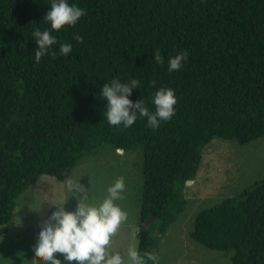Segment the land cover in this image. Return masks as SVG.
Segmentation results:
<instances>
[{"label": "trees", "instance_id": "1", "mask_svg": "<svg viewBox=\"0 0 264 264\" xmlns=\"http://www.w3.org/2000/svg\"><path fill=\"white\" fill-rule=\"evenodd\" d=\"M50 3L0 0V234L20 193L42 175L64 180L106 144L142 147L140 226L155 218L138 232V250L157 255L156 231L166 233L186 209L184 188L204 147L216 137L246 144L264 135V0H79L87 11L50 29L56 55L37 62L31 34L50 28ZM69 39L72 48L61 53L59 42ZM182 50V67L168 71ZM113 77L138 79L129 98L153 111L154 92L173 88L175 114L157 128L140 116L127 128L109 124L100 88ZM190 237L233 250L230 264H264V177L201 209Z\"/></svg>", "mask_w": 264, "mask_h": 264}, {"label": "rangeland", "instance_id": "2", "mask_svg": "<svg viewBox=\"0 0 264 264\" xmlns=\"http://www.w3.org/2000/svg\"><path fill=\"white\" fill-rule=\"evenodd\" d=\"M142 163V147L121 152L106 144L97 152L84 156L64 180L42 175L16 200L8 230L0 234V264H37V260L42 264V257L34 249L40 226L59 206L74 210L77 204L76 197L68 189V180L89 187V202H97L107 194V187L123 176L126 188L117 203L127 211L128 217L112 236L110 248L124 255L130 246L138 247ZM263 177L264 135L246 144L218 137L212 139L203 149L197 176L192 182H186V209L166 233L156 231L158 264H230L233 250H212L191 239L196 215L201 209L214 206L225 198L238 196ZM18 220L19 224L16 223ZM54 255L63 261L62 253Z\"/></svg>", "mask_w": 264, "mask_h": 264}, {"label": "clouds", "instance_id": "3", "mask_svg": "<svg viewBox=\"0 0 264 264\" xmlns=\"http://www.w3.org/2000/svg\"><path fill=\"white\" fill-rule=\"evenodd\" d=\"M87 11L86 6L79 0H51L50 8L43 17L49 27L41 30L39 27L32 32V37L38 45L35 48V59L40 61L45 54L56 55L52 46L57 43V37L51 30H59L66 23L75 24L77 19ZM51 29V30H50ZM77 40L83 39L82 32H75ZM73 46L72 40H61L59 51L67 53ZM157 63H163V57L157 50L153 53ZM188 57V52L182 50L168 59V71L178 70L183 61ZM138 79L122 82L113 77L110 82H105L100 88V94L106 98V111L103 116L111 125L125 128L133 125L138 116L146 117L147 124L152 128L160 126L162 121H167L175 114L174 105L177 103L175 90L171 87L158 88L151 97L155 110L146 106L144 99L133 101L129 97L133 89L139 88ZM123 151L122 149L120 150ZM69 191L77 199L74 210H66L59 206L50 213L39 228L37 240L34 245L35 252L47 264H158V256L152 252L141 254L136 245L128 248L126 254L110 248L111 238L118 231L122 222L127 220L128 213L117 203L123 198L126 188L125 178L120 176L106 189L102 200L89 202L87 189L81 183L68 180ZM82 193V195H77ZM58 206V205H57ZM17 224L20 223V220ZM55 253L63 254V261Z\"/></svg>", "mask_w": 264, "mask_h": 264}, {"label": "water", "instance_id": "4", "mask_svg": "<svg viewBox=\"0 0 264 264\" xmlns=\"http://www.w3.org/2000/svg\"><path fill=\"white\" fill-rule=\"evenodd\" d=\"M188 181L189 182H192L193 180L192 179H189ZM154 218H155V215H151V216L147 217L144 220V222L142 223V225L140 226L139 231H141L144 227H146Z\"/></svg>", "mask_w": 264, "mask_h": 264}, {"label": "crops", "instance_id": "5", "mask_svg": "<svg viewBox=\"0 0 264 264\" xmlns=\"http://www.w3.org/2000/svg\"><path fill=\"white\" fill-rule=\"evenodd\" d=\"M121 150V149H120ZM24 220V219H23ZM25 221H26V219H25ZM41 263L43 264V263H45V264H47V262L46 261H43V260H41ZM37 264H38V260H37Z\"/></svg>", "mask_w": 264, "mask_h": 264}]
</instances>
